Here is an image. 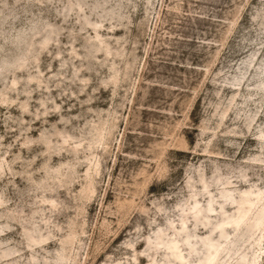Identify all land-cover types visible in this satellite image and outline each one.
<instances>
[{"label":"rangeland","instance_id":"374dc122","mask_svg":"<svg viewBox=\"0 0 264 264\" xmlns=\"http://www.w3.org/2000/svg\"><path fill=\"white\" fill-rule=\"evenodd\" d=\"M263 205L264 0H0V264H264Z\"/></svg>","mask_w":264,"mask_h":264},{"label":"bare ground","instance_id":"6f19581e","mask_svg":"<svg viewBox=\"0 0 264 264\" xmlns=\"http://www.w3.org/2000/svg\"><path fill=\"white\" fill-rule=\"evenodd\" d=\"M260 191V190H259ZM263 193V192H262ZM262 193H258V194H249V195H246L247 198L246 200L244 201V205L245 207L241 208L239 207V209L241 211H239L240 215L238 217V219L236 220V226H239L242 222H244L246 220V218L248 217L249 213L255 209V207L257 206V204L261 201V194ZM243 202V201H242ZM263 202V201H262ZM213 210V209H212ZM258 212V211H257ZM256 215V214H255ZM255 220H254V228H257L259 229L260 227H263L264 228V205L260 208V211L257 213ZM253 222V220H252ZM220 227V226H219ZM264 232V231H263ZM264 234V233H263ZM262 235V234H261ZM258 240V239H257ZM261 244V243H260ZM210 245V244H209ZM208 245V246H209ZM261 246V245H260ZM221 245H215V246H212L210 247L212 250L211 251V254L210 256L208 257V261L211 263V264H214L215 263V260L219 254V249H220ZM173 248L177 250V245L176 243L173 244ZM222 249V248H221ZM182 254V253H181ZM178 258H182L180 255L177 256ZM258 263V258H256L252 264H257Z\"/></svg>","mask_w":264,"mask_h":264}]
</instances>
